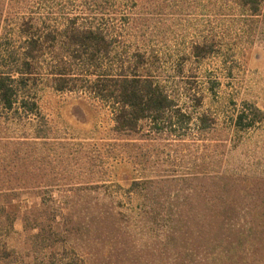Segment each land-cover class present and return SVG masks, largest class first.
Segmentation results:
<instances>
[{"label": "rangeland", "instance_id": "obj_1", "mask_svg": "<svg viewBox=\"0 0 264 264\" xmlns=\"http://www.w3.org/2000/svg\"><path fill=\"white\" fill-rule=\"evenodd\" d=\"M83 1L0 0V47ZM105 1L130 51L162 56L158 78L193 121L114 131L98 100L45 83L38 115L0 109V264H264V4ZM204 38L212 51L193 57Z\"/></svg>", "mask_w": 264, "mask_h": 264}, {"label": "trees", "instance_id": "obj_2", "mask_svg": "<svg viewBox=\"0 0 264 264\" xmlns=\"http://www.w3.org/2000/svg\"><path fill=\"white\" fill-rule=\"evenodd\" d=\"M230 1L252 16L264 4V0H224ZM105 4V0H85L76 13L55 17L48 25L22 21L19 48L10 42L0 47V109L38 115V86L45 83L98 100L109 109L114 131H136L145 121L156 132L179 134L193 117L158 78L155 63L162 56L148 47L130 51ZM213 46L212 39L204 38L191 43L190 54L205 57ZM261 112L248 105L237 112L234 125L249 128ZM197 118L202 127L208 126L204 116ZM40 264L79 262L53 257Z\"/></svg>", "mask_w": 264, "mask_h": 264}]
</instances>
